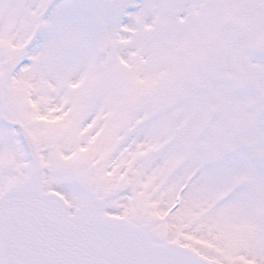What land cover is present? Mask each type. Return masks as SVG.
<instances>
[{
  "label": "snow or ice",
  "instance_id": "obj_1",
  "mask_svg": "<svg viewBox=\"0 0 264 264\" xmlns=\"http://www.w3.org/2000/svg\"><path fill=\"white\" fill-rule=\"evenodd\" d=\"M0 264H264V0H0Z\"/></svg>",
  "mask_w": 264,
  "mask_h": 264
}]
</instances>
